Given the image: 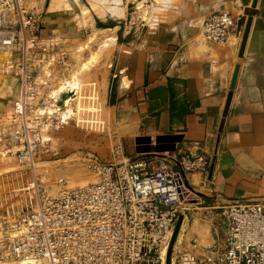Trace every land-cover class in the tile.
Segmentation results:
<instances>
[{
	"label": "crops",
	"instance_id": "crops-1",
	"mask_svg": "<svg viewBox=\"0 0 264 264\" xmlns=\"http://www.w3.org/2000/svg\"><path fill=\"white\" fill-rule=\"evenodd\" d=\"M132 1L121 0L124 15L119 18L114 2L104 5L101 14L92 7V0H80L82 7L61 10H50L53 0H46L41 36L61 42L80 35L87 27H77L76 13L84 7L94 18L88 28L116 30L104 93L114 122L109 136L121 149L113 162L144 161L155 171L160 162L177 169L185 155L210 159L206 173L187 175L200 203L186 214L184 241L204 245L193 252H200L199 257L210 249L223 251L229 230L222 207L233 201L264 202V0H258L256 7L254 0H164L159 9L165 17L137 26L128 18ZM145 3L153 8V0ZM221 11L232 13L237 25L229 41L217 45L203 39V24ZM250 17L252 25L241 57ZM238 64L236 88L220 132ZM77 132L81 140L84 134ZM87 137L83 136V144L88 146ZM139 139L150 140L139 145ZM139 146L150 150L139 152ZM89 157L111 162L95 153Z\"/></svg>",
	"mask_w": 264,
	"mask_h": 264
},
{
	"label": "built area",
	"instance_id": "built-area-1",
	"mask_svg": "<svg viewBox=\"0 0 264 264\" xmlns=\"http://www.w3.org/2000/svg\"><path fill=\"white\" fill-rule=\"evenodd\" d=\"M37 0H0V74L18 78L13 110L0 113V159L13 158L33 171L37 156L50 151V133L63 126L52 90L69 73V55L42 38ZM43 9V8H42ZM236 17L221 11L203 24L204 38L226 44ZM2 54L9 57L2 59ZM121 154L120 147L115 149ZM210 159L182 156L177 169L165 162L152 171L144 161L103 162L87 167L98 180L64 186L55 194L34 190L22 209L9 207L0 217V259L22 264H166L180 215L200 203L187 181L206 173ZM34 189V188H33ZM227 247L202 256L183 253L175 264H264V202L233 201L222 207ZM195 243V242H194Z\"/></svg>",
	"mask_w": 264,
	"mask_h": 264
},
{
	"label": "rangeland",
	"instance_id": "rangeland-1",
	"mask_svg": "<svg viewBox=\"0 0 264 264\" xmlns=\"http://www.w3.org/2000/svg\"><path fill=\"white\" fill-rule=\"evenodd\" d=\"M57 1L53 0V3L56 5L52 3L54 7L51 6L50 10H53V8L55 10V6L58 8L59 3ZM146 1H132L133 4L129 8L128 18L129 21L133 20L134 26L141 23L149 25L153 23L154 19L161 20L166 16V13L159 9L164 0H160L161 3H155L157 0H153V4H156V9L153 5L151 10L146 5ZM113 2L115 3L113 5L115 16L122 17L124 15L122 12L124 11L119 7L121 0H92V7L97 12L104 14V11L101 10L103 6L108 4L112 6ZM36 4L38 7L43 5L41 8H38V10H42L41 19L43 20V15L46 11V0H37ZM63 5L59 4L61 7L58 9L61 10L63 7L69 9H76L78 6L82 7L80 0H66V2L64 0ZM117 9L120 10L118 11ZM157 10L159 11L156 14ZM76 19L78 21L77 27H87L86 30L80 35L72 36L68 41L60 42L55 40L52 43L55 42L54 44H57L56 48L58 51H66L68 53L69 68L71 67V70H73L72 67L74 68L77 65L76 57L80 53L83 60H87L86 62L91 65L85 66L79 75L80 95L73 106L77 117H73L72 120H69V123H62L63 126L59 121L57 122L58 125H55L56 128H53L50 133V151L48 153H44L43 151L39 153L33 171L20 165L13 158L0 159V217L5 214V211L9 207H16V210L25 207L35 189L40 188L48 194L57 193L64 186L63 183H60L61 179H64L66 185L69 187H72L71 184L79 187L95 182V180L97 181L98 177L87 167V161L92 153L101 156L104 160L114 161L116 143L114 139L111 141L109 136V129L110 127H114V122L110 120L109 111L105 106L104 93L107 72L112 64L116 49V30L106 32L103 29L88 28V25H94V18L91 10H87L85 7L76 13ZM105 41L107 42L104 47ZM109 42L110 44L107 45ZM91 59H95L93 64H91ZM8 75H10L9 78L15 81L13 86L8 83L6 85L4 83V86L1 82L5 81H0V113L7 115L10 114L12 102L18 97L19 92L18 78L11 74ZM84 97L86 98V102L85 104H81V100ZM77 131H81L84 134L82 137L80 136L81 140L79 139V135H76L78 134ZM74 133L76 136L72 137V140L69 139ZM86 135L89 136L86 138V141L91 140L88 146L93 147V149L83 144V139L85 140L83 136ZM90 150H94L95 152ZM86 155L88 156L85 157ZM33 181L37 182L34 189L29 184L33 183ZM185 232L186 225L183 240L174 250V262L178 261L183 253L194 252L204 246L201 242L200 245H191L189 241H184ZM200 254V252H197L196 256Z\"/></svg>",
	"mask_w": 264,
	"mask_h": 264
},
{
	"label": "bare ground",
	"instance_id": "bare-ground-1",
	"mask_svg": "<svg viewBox=\"0 0 264 264\" xmlns=\"http://www.w3.org/2000/svg\"><path fill=\"white\" fill-rule=\"evenodd\" d=\"M60 1V0H58ZM60 5H63L64 3V0H61L63 2H58ZM144 1V0H143ZM163 1V0H162ZM55 2V1H54ZM66 2V0H65ZM142 2V1H141ZM161 3L160 0H157L155 1V3ZM143 3V2H142ZM42 4V2H41ZM58 4V8H60L61 6H59ZM141 4V3H140ZM53 5H56L55 3H53ZM52 5V6H53ZM156 5V4H155ZM54 7V6H53ZM156 7V6H155ZM57 8V6H55V9ZM86 9V8H85ZM156 9V8H155ZM54 10V8H53ZM88 10V9H87ZM118 10V9H117ZM120 10V9H119ZM118 10V11H119ZM159 10L156 11V14ZM124 13V12H122ZM118 15H120L118 13ZM104 31L108 32V31H113L114 29H103ZM110 39V37H109ZM55 41V40H54ZM109 41V40H108ZM106 42L105 41V44H103V46L105 47L106 45ZM112 42V41H111ZM52 43V42H51ZM55 43V42H54ZM104 43V42H103ZM110 42L107 44L109 45ZM102 46V47H103ZM80 52H82L80 50ZM2 59H6L9 57L8 54H2L1 55ZM76 57V56H75ZM77 58V65L74 66V68L72 67L73 70H71V67L69 68V77L67 78H64L63 82L60 81L59 85H57L53 90H52V95L57 98V105L58 106L56 109H52V108H48L52 113H57L56 115L59 116V119H63L62 120V123L65 124V123H69V120H72L73 117H77V113L75 112L74 110V104L76 103V101L78 100V96L80 95L79 91H80V82H79V75L81 73V71L84 69L85 66L89 65L91 66L89 63H87L85 61V59L83 60L82 58V54L80 53L78 55ZM92 58V57H91ZM94 58V57H93ZM96 59V58H95ZM94 59V60H95ZM89 60V59H88ZM94 60H90L89 62L91 64H93ZM88 68V67H87ZM10 75L8 74H5V73H1L0 74V81H5V82H1L5 83H8L9 85H12L14 84L15 81H13L11 78H9ZM2 85V84H1ZM4 85V86H5ZM86 98L84 97L82 100H81V104H85V101ZM12 107V106H11ZM11 110H13V107L10 108ZM11 110H10V113H11ZM75 119V118H74ZM96 181V180H95ZM36 183V184H35ZM31 184L32 188L36 187L37 185V182L36 181H33V183H29ZM74 184H71L72 187H75V185L73 186ZM30 188V187H29ZM187 223V218L185 217L184 219V223L182 225V228L180 230V233H179V236H178V239H177V242L176 244L174 245V249H173V252H172V264H175L174 262V250L176 249V247L182 242L183 240V235H184V230H185V225ZM204 229V228H203ZM207 234V231L204 230V236ZM173 236V235H172ZM203 236V237H204ZM169 251H170V245L167 246L165 249H163L162 253H163V256H164V259L166 260V264H167V259H168V255H169ZM0 264H22V263H18V262H15L13 260H10V259H0Z\"/></svg>",
	"mask_w": 264,
	"mask_h": 264
},
{
	"label": "water",
	"instance_id": "water-1",
	"mask_svg": "<svg viewBox=\"0 0 264 264\" xmlns=\"http://www.w3.org/2000/svg\"><path fill=\"white\" fill-rule=\"evenodd\" d=\"M257 2H258V0H254V3H253L254 7H256ZM252 20H253L252 17H250L248 19V21H247V25H246V29H245L244 37H243V42H242V47H241V52H240V56L241 57H243V54H244V49H245L246 42L248 40V36H249V33H250ZM239 70H240V65L238 64L236 66V68H235L234 76H233V79H232V83H231V87H230L231 91H230V93L228 95L226 107H225L224 114H223V120H222V123H221V126H220V132H222V130H223L225 118L228 115L229 107H230L231 100H232V97H233V93H234V90L236 88V84H237V80H238ZM149 140L150 139H139L138 140V144L141 145L142 143L148 142ZM158 140H161V139H158ZM149 150H150L149 147H144V146H139L138 147V151L139 152H146V151H149ZM184 219H185V216L184 215H180L179 218H178V221L176 223V227H175L172 239H171L170 244H169L170 245V251H169V255H168V259H167V264H172V252H173V249H174V245L177 242V239H178L180 230L182 228V225L184 223Z\"/></svg>",
	"mask_w": 264,
	"mask_h": 264
}]
</instances>
